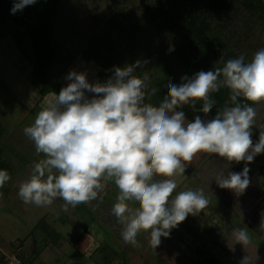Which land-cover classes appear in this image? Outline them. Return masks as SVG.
I'll use <instances>...</instances> for the list:
<instances>
[{"label": "clouds", "instance_id": "clouds-1", "mask_svg": "<svg viewBox=\"0 0 264 264\" xmlns=\"http://www.w3.org/2000/svg\"><path fill=\"white\" fill-rule=\"evenodd\" d=\"M36 2L14 0L10 11ZM145 62L138 59L114 66L112 75L102 81H90L86 70L67 73L68 83L24 128L36 151L46 158L34 163L18 195L37 206L49 205L59 196L66 202V211L67 205L75 207L97 198L103 187L101 178L114 177L121 194L112 213L123 225L122 240L136 244L138 232L151 229V244L156 247L162 236L167 237L179 222L208 204L202 190L181 191L172 197L177 184L171 177L185 171L184 162L194 153L225 158L228 164L214 173L221 188L231 189L235 197L248 188L247 163L239 172L229 170L225 175L224 169L232 161L251 162L264 153V131H259L255 143L252 139L256 110L237 99L264 101V48L250 62L241 54L222 67L181 76L180 83L168 82L159 106L145 103L148 74H133ZM221 87L230 89L232 106L226 105L213 118L197 115L186 122L185 113L177 110L199 98L203 100L200 110L209 113L215 104L209 94ZM9 179L8 171L0 168V187ZM129 200L139 206L138 211H132ZM235 204L239 205L238 199ZM237 236L247 239L242 230Z\"/></svg>", "mask_w": 264, "mask_h": 264}, {"label": "rangeland", "instance_id": "rangeland-1", "mask_svg": "<svg viewBox=\"0 0 264 264\" xmlns=\"http://www.w3.org/2000/svg\"><path fill=\"white\" fill-rule=\"evenodd\" d=\"M229 19L232 28L237 32L240 51L246 58L254 56L256 51L264 48V21L249 19L235 0L230 9ZM115 21L137 24L140 29L136 39L140 41V45L135 48L131 46L132 43L127 45V41L117 33ZM11 27L14 29V26ZM3 30L6 31V27ZM93 36L114 37L119 40L122 45L120 46L123 54L122 66L126 63H134L138 59L146 61L140 67V72L137 68L134 75L147 73V66H150V69L154 66V60L149 59L148 55L153 43L158 41V37L156 22L153 21V14L147 11L146 0H58L54 10V28L51 34V42L56 48V57L49 67L52 80L64 86L68 83L65 78L67 73L73 69L86 70L90 81L98 80L96 71L99 66L94 61H86L82 54ZM11 40L10 37L6 39L4 48L1 43L5 40L0 33V124L4 129L2 135L6 146L3 155L14 169L10 179L3 187H0V221L2 222L0 223V264H14L10 262L9 257L18 250L21 264H38V262L40 264H86L87 251L93 253L96 248L93 244L86 245L92 237L90 234L92 225L102 226L101 230L106 233L105 235H109L110 238L109 240L106 238V242L115 247L116 257L118 261H122V264H212V256L225 264H264V254L263 256L259 254L261 250H264V229L262 228L264 222L256 229L249 227L251 228L249 230L241 226L246 236L250 237L261 250L257 248V245L250 247L247 244L246 246L243 243L245 240H240L237 236L239 230L235 228L232 230L234 232L232 236H228L225 242L231 254L225 250L224 242L222 245L213 244L217 241L215 234H225L226 229L231 227L236 219L234 216L236 214L229 206L215 207V215L210 214L207 207L200 209L196 215L189 214L170 230L167 237L162 236L160 244L154 247L151 244V229H141L137 234L136 244H125L122 238L117 236L120 225H116L114 218H118L115 216L112 218L111 214L106 219L102 218L108 214L107 212L112 211V206L117 202V197L121 194L118 187L109 191L104 198L106 201L104 205H99L96 209L94 205L87 206L86 203H80L75 207L67 205L65 211L66 202L59 196L49 205L37 206L34 203H25L18 195L19 186L32 175L34 163L45 159L46 156L36 151L34 141L25 135L24 128L34 123L38 112L46 107L56 94H47L38 99L39 84L32 81V65L14 48ZM145 100L146 103L149 99L145 96ZM256 113L255 121L261 122L264 130V105L259 106ZM259 131L261 130L253 125V142L258 140ZM214 158L218 159L219 167L226 162L225 158L211 153L209 160L214 162ZM211 170L215 183L214 173L218 167ZM183 175L184 173L179 174L182 180L186 179V183H182L183 186L177 193L191 190L193 184L195 188L200 187L197 186L198 181L194 180L196 174L190 177ZM209 192L204 188V196H209ZM222 196L224 195L220 194V197ZM217 200L220 203L224 202L218 198ZM126 202L132 211H138L137 204L131 200ZM103 212L105 215H102ZM236 220L235 223H237ZM102 223L113 227L117 233L106 230ZM51 226L63 233V248L57 247L56 240L54 243V229ZM44 227L49 233V236L45 238L39 232ZM69 231H72L71 234ZM29 234L33 237L30 238ZM114 237L116 240L112 239ZM47 248L48 250L43 254L42 252ZM202 250L206 252H198ZM76 251H80L79 254H75L76 257H70V254ZM48 254L49 256L45 259ZM234 254L240 262H236L238 260L234 259ZM100 258L103 262L108 261V264H118L116 258L113 260L112 250L107 246L102 247Z\"/></svg>", "mask_w": 264, "mask_h": 264}, {"label": "trees", "instance_id": "trees-1", "mask_svg": "<svg viewBox=\"0 0 264 264\" xmlns=\"http://www.w3.org/2000/svg\"><path fill=\"white\" fill-rule=\"evenodd\" d=\"M235 1L243 8L249 19L264 21V0ZM13 2L14 0H0V33L5 40L1 46H6V39L8 40L10 37L14 48L31 63L32 81L39 84L37 94L40 98L49 93L57 94L63 85L51 79L49 67L56 57V48L51 42V34L54 28V10L58 0H37L35 4L26 5L22 10H17L15 13L10 11ZM146 2L147 11L153 14V21L156 22L158 37V41L153 43L148 55L149 59L154 60V66L151 69L150 66L146 68L149 77L145 89L146 98L149 100L146 103L159 106L167 95L168 82L180 83L181 76H191L200 70L222 67L227 60L237 58L242 54L237 32L232 28L229 19L234 0H146ZM114 24L117 33L127 41V45L132 43L131 46L134 48L140 45V41L136 39L140 29L137 24H125L121 21H115ZM11 26H14V29ZM4 27H6V31L3 30ZM46 34L48 36L45 38ZM120 46L122 45H120L119 40L114 37L93 36L89 39L82 54L86 61H94L99 66L96 71L98 80L102 81L111 76L114 66H122L123 54L120 51ZM169 49H171L170 54L168 53ZM252 57H245V62H250ZM138 71L140 72V67H138ZM136 73L138 72L136 71ZM153 88L156 89L154 94L151 93ZM209 95L211 99L215 100V104L207 114L200 110L203 100L199 98L196 99L195 104H184L177 110L183 111L186 119L191 122L197 115L201 116L202 119H211L226 105L232 106L229 100L230 89L227 87H221ZM237 99L242 105L250 104L255 110L264 105V101L252 102L243 96ZM261 125V122L255 121L254 127L264 131ZM3 131L4 129L0 124V168L6 169L11 176L14 169L4 159L3 155L6 147L2 135ZM255 157L261 160L264 158V153ZM248 164L251 163L248 162ZM249 166L255 169L254 166ZM256 174L259 177V171ZM261 184L263 187L264 180ZM86 205L88 206L87 202ZM104 212L106 213V211ZM103 213L102 215H105ZM107 213L102 218L106 219L109 214L114 217L111 210ZM235 220L234 223L232 222L233 225L226 229L227 236L226 232L222 235L220 233L215 234L217 241L213 243L222 245L224 242L225 250L230 254L231 251L225 246V242L226 238L234 233L232 230H242L246 234L241 227L244 225H240L241 221L236 220L237 223H235ZM116 221L120 220L116 219ZM249 238L247 237L246 242H243L246 246L247 244L250 247L257 245ZM104 246H108L112 250L113 260L116 258L115 247L109 243H103L96 247L89 257L95 264H108V261L103 262L100 258V251ZM257 248L261 250L259 246ZM259 254L263 256L264 250H261ZM203 255L205 256V254ZM212 258V264H225L213 256ZM234 259L238 260L236 262H240L235 254Z\"/></svg>", "mask_w": 264, "mask_h": 264}, {"label": "crops", "instance_id": "crops-1", "mask_svg": "<svg viewBox=\"0 0 264 264\" xmlns=\"http://www.w3.org/2000/svg\"><path fill=\"white\" fill-rule=\"evenodd\" d=\"M49 94H54V93H49ZM38 97H39V95H38ZM38 99H40V97ZM186 122H189V121L186 119ZM210 155H211L210 152L198 151V152L193 154V157L190 161L184 162L186 164V168H185V171L183 172L184 173L183 176L184 177H190L192 174H196L194 180H197L198 181L197 186H200V187L195 188L196 187L195 184L191 183V184H193L191 190H194V191L195 190H202L203 191L205 188V189H208L210 191L208 194L209 196H205L208 200H211V201H208V204L205 206V207H207L210 214L215 215V213H214L215 207H219L220 205H225L226 207L229 206L230 208H232L234 214H236V215H234L236 217V219L241 221V223L246 228H249V227L252 228L253 227L254 229H256V228H258V226H261L264 222V215L261 214V212L264 211V189H263L264 186L262 187V184H261V182H263V180H264V158H262L263 160L262 159L260 160V159H257L255 157L253 159V161L250 162L251 164H248V162H245V161H240L238 163L235 161H232V162H230V167L224 169L225 175H227V172L229 170L239 172L242 170L245 163L248 164L250 184L241 196L235 197V195L231 189L221 188L220 186L217 185L216 182L214 183L213 176L211 175V172H212L211 169L216 168V167H218V169H220L221 167H224V165L228 164V162L226 161L224 164H221L219 167V166H217L218 159L214 158L215 161L212 162L211 159L209 160ZM249 165L254 166L255 169H252ZM257 171H259V173H260L259 177L256 174ZM181 177L182 176H179V175H175V176L171 177V179H174L176 181V184H177V187L174 189V191L172 193V197H174L177 194V192L183 186L182 183H184L186 181V179L182 180ZM159 178L160 177H154V179H159ZM165 178H167V177H165ZM101 183H102L103 187H102V189H100L98 191L97 198H95V199H93L87 203L88 206H91V205L96 206L95 209L99 205H104V203L106 202L104 198H106L109 191H112L115 188H117V186L115 184V178L114 177H108L105 175L101 178ZM220 194H222L224 196L220 197ZM172 197H170V199ZM217 198L223 200L224 202L220 203L217 200ZM237 199L239 201V205L235 204V201ZM95 209H93V210H95ZM138 210H139V208H138ZM95 213H96V211H95ZM112 218H114V217H112ZM115 220H116V218H115ZM99 221L101 222L102 220L99 218ZM256 221H258V222H256ZM116 222H117V224L115 223L116 225H120V228H119L120 232H118V233H117L116 229L115 230L113 229V227L105 225L104 223H102V225L106 226V227L104 226V228L106 230H108V231L110 230L114 233H117V236L121 237V232L123 231V225L121 224L120 221H116ZM0 223H2V222L0 221ZM100 227H102V226H100ZM100 227L92 225V232L90 231V234L92 235V237L90 238V240L87 241V243H86L87 246L89 244H93L94 246L97 247L103 243H107L106 240L107 239L109 240L110 237H109V235H105L106 233H104ZM51 228L54 229V243L56 240V242L58 244L57 247L63 248V246H62V244H63L62 240L64 239L63 233L58 232L54 226L53 227L51 226ZM251 228H249V230ZM262 228L264 229L263 225H262ZM39 232H40V234L43 235V238L49 236L48 230L45 228H42V230ZM69 232L71 234L72 231H69ZM29 236H30V238L33 237L30 234H29ZM115 237H116V235H115ZM115 237L112 239L116 240ZM112 244H116V243H112ZM86 245H85V248H87ZM47 250H48V248L45 249L42 253L44 254ZM79 252L80 251H76L75 253L74 252L71 253L70 257H76L75 254L77 255ZM49 254H52V253H49ZM49 254L45 257V259L49 256ZM86 254L88 255V258H89L92 254V251L91 252L87 251ZM64 255H66V254H64ZM69 258H67V259H69ZM88 258L86 260V264H94V263H91L92 259H88ZM115 260L118 261V258L116 257ZM63 262H65V261H63ZM38 264H40V263L38 262ZM118 264H122V261L119 260Z\"/></svg>", "mask_w": 264, "mask_h": 264}, {"label": "built area", "instance_id": "built-area-1", "mask_svg": "<svg viewBox=\"0 0 264 264\" xmlns=\"http://www.w3.org/2000/svg\"><path fill=\"white\" fill-rule=\"evenodd\" d=\"M10 258V262L14 264H21L20 257H19V250L18 252L14 253Z\"/></svg>", "mask_w": 264, "mask_h": 264}, {"label": "water", "instance_id": "water-1", "mask_svg": "<svg viewBox=\"0 0 264 264\" xmlns=\"http://www.w3.org/2000/svg\"><path fill=\"white\" fill-rule=\"evenodd\" d=\"M48 36V34H46L45 38Z\"/></svg>", "mask_w": 264, "mask_h": 264}, {"label": "flooded vegetation", "instance_id": "flooded-vegetation-1", "mask_svg": "<svg viewBox=\"0 0 264 264\" xmlns=\"http://www.w3.org/2000/svg\"><path fill=\"white\" fill-rule=\"evenodd\" d=\"M256 234V233H255ZM250 239V238H249Z\"/></svg>", "mask_w": 264, "mask_h": 264}]
</instances>
